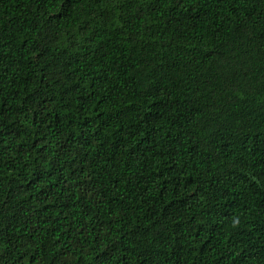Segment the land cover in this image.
<instances>
[{"label": "trees", "instance_id": "obj_1", "mask_svg": "<svg viewBox=\"0 0 264 264\" xmlns=\"http://www.w3.org/2000/svg\"><path fill=\"white\" fill-rule=\"evenodd\" d=\"M0 264H264V0H0Z\"/></svg>", "mask_w": 264, "mask_h": 264}]
</instances>
